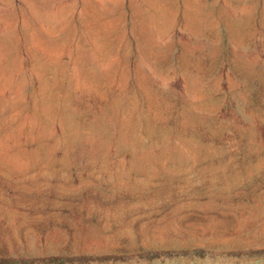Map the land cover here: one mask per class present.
<instances>
[{
	"label": "rangeland",
	"instance_id": "obj_1",
	"mask_svg": "<svg viewBox=\"0 0 264 264\" xmlns=\"http://www.w3.org/2000/svg\"><path fill=\"white\" fill-rule=\"evenodd\" d=\"M0 264H264V0H0Z\"/></svg>",
	"mask_w": 264,
	"mask_h": 264
}]
</instances>
